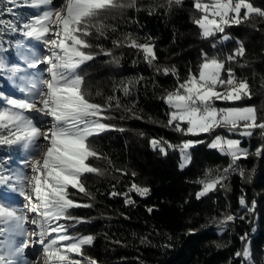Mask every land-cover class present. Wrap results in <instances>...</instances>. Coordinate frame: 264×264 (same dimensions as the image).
<instances>
[{
    "label": "trees",
    "instance_id": "obj_1",
    "mask_svg": "<svg viewBox=\"0 0 264 264\" xmlns=\"http://www.w3.org/2000/svg\"><path fill=\"white\" fill-rule=\"evenodd\" d=\"M249 2L264 10V0ZM135 5L103 13L105 35L93 32L88 38L95 58L81 66L84 91L92 102L102 105L109 96L119 97L121 107L113 101L107 112L112 119L104 122L114 127L91 138L100 158H89L88 163L103 173L82 178L91 197L69 189L71 198L91 205L70 210L86 222H62L69 225L71 234L95 238L84 247V255L98 264H249L236 255L246 247L251 264H264V130L244 137L242 144L248 146L249 155L237 161L235 171L225 173L231 157L209 145L216 135L240 137L239 130L217 128L199 136L175 131L168 125L170 109L162 97L176 88L177 78L158 71L175 68L183 82L189 72H198L204 54L223 60L237 79L247 80L251 97L216 104L254 105L258 122L264 121V18L252 14L240 25L204 39L194 23L201 16L194 0L180 4L135 0ZM224 35L229 39L222 40ZM129 36L154 46L152 64L141 50L127 46ZM114 41H121V46ZM241 43L245 54L227 61ZM125 87H130L128 95ZM153 139L173 145L202 142L190 149L192 162L181 169L180 153L172 149L167 155L161 153L152 147ZM225 175L223 186L218 184L215 191L197 199L202 190L198 181ZM133 183L150 191L147 196L129 193L134 201L129 204L122 194ZM113 192L121 195L113 196ZM241 197L245 205L240 204ZM229 215L235 219L225 222Z\"/></svg>",
    "mask_w": 264,
    "mask_h": 264
},
{
    "label": "snow or ice",
    "instance_id": "obj_2",
    "mask_svg": "<svg viewBox=\"0 0 264 264\" xmlns=\"http://www.w3.org/2000/svg\"><path fill=\"white\" fill-rule=\"evenodd\" d=\"M168 2L180 4L182 0ZM6 3L37 10L23 23V36L46 46L49 54L26 61V67L36 68L46 64L49 78L20 75L25 71L24 68L18 65L7 67L0 59V71L10 73L9 78L18 77L24 82V86L18 89L22 96L5 95L0 91V101L4 102L0 105V146H15L18 151L25 153L21 161L22 169L6 167L0 161V185L7 186L23 197L27 210L22 212L12 203L0 201V264H25L19 257L29 247L27 237L34 238L31 241L34 255L39 260L42 252L44 264H98L84 255V247L92 245L95 238L71 234L69 225L61 221L86 222L71 215L70 210L91 205H82L71 198L69 189H76L91 197L82 178L89 173L103 174L88 163L89 158H100L91 138L114 127L104 121L112 119L107 112L113 107V101L117 108L121 107V103L119 97L115 96H109L104 105L92 102L90 94L83 88L81 66L95 58V54L89 51L93 45L88 38L93 32L99 36L105 35L106 25L101 19L102 14L112 9L135 7V0L129 3L124 0H60L57 4H54V0H6ZM194 8L201 13L194 23L201 29L204 39L224 33L226 27L240 25L252 14L264 18V10L254 7L249 0H194ZM6 11L12 13L13 7H7ZM12 27L15 29V25ZM228 39L227 35L222 37V40ZM126 40L128 47L144 53L149 64L156 60L153 45L140 44L130 36ZM114 43L119 47L122 42ZM104 54L112 55L111 51H105ZM244 54L245 48L241 43L234 54L227 57V61H234ZM158 71L177 78L176 88L162 97L170 109L168 125L174 126L175 131L199 136L211 134L217 128H227L229 132L239 130L240 135L251 137L256 129L264 130V121L258 122L254 106L216 107L217 101L235 102L251 97L247 80L237 79L233 69L225 67V61L204 54L198 72H189L183 82H180L175 68ZM129 91L130 87L123 89L125 95ZM33 111L37 116L43 114L51 118V126L47 131L42 132L41 126H38L41 123L39 120L34 123V118L29 115ZM41 137L48 145L43 151V160L38 158L42 150ZM201 142L186 140L173 145L153 139L151 145L165 155L168 149L178 151L182 158L179 166L183 169L192 162L190 149ZM209 146L231 157V164L224 169L225 173L234 170L233 166L238 167L237 161L249 155L248 150L241 147L240 140L221 135H216ZM256 154L260 155V149ZM7 159L11 161L12 157ZM29 168L31 175L25 171ZM240 174L243 176V170ZM226 178L225 175L198 181L202 190L197 193V199L215 191L218 184L223 186L222 182ZM149 191L147 187L133 183L128 192L122 195L126 203L132 204L134 201L129 193L147 196ZM112 195L121 193L113 192ZM240 204L245 205L243 197L240 198ZM27 212L33 214L30 220L34 226L32 231L26 227L29 223ZM234 219V216L229 215L225 222ZM16 237L25 239L17 243ZM236 255L246 258L251 264L249 248ZM26 264H31V261Z\"/></svg>",
    "mask_w": 264,
    "mask_h": 264
},
{
    "label": "rangeland",
    "instance_id": "obj_3",
    "mask_svg": "<svg viewBox=\"0 0 264 264\" xmlns=\"http://www.w3.org/2000/svg\"><path fill=\"white\" fill-rule=\"evenodd\" d=\"M60 3V0H54V4ZM7 7H13V12L8 13L6 11ZM37 10L32 9L29 7L21 6V7H15L13 5H9L6 3V0H0V21H3L4 23H0V59H2L7 67L12 66H20L22 67V60L24 56H22L23 53L29 52V49L32 51L31 59L35 57H43L47 56L49 53L47 51V47L36 42L33 40H29L28 38L23 36V28L22 25L24 22H26L27 18L35 13ZM15 25V29L12 27ZM29 48V49H28ZM25 71L23 73L29 74V69L32 70L33 76L43 77L44 79L49 78V74L47 72V65L46 64H40L36 68H27L24 66ZM27 69V70H26ZM22 73V74H23ZM10 73L6 71H0V91L4 92L5 95H14V96H22L23 94L18 92L17 84L19 82L18 77H12ZM4 102L0 101V105H3ZM248 106H254V105H217L216 107L220 108H227V107H248ZM39 107V105H38ZM255 107V106H254ZM256 109V107H255ZM34 118V123L39 120L41 123L38 124V126H41L42 132L47 131L48 128L51 126V118L48 116H45L43 114H37L35 111L29 113ZM212 134V133H211ZM210 135V134H209ZM222 136V135H221ZM230 139H238L241 141V147L248 150V146L243 145L242 141L244 137L246 136H225ZM40 140V143H43L44 151L47 149V143L43 141V137ZM249 138V137H247ZM194 141V140H193ZM22 154L17 150L15 146L12 148H8L7 146H0V161H3L5 166H10L13 169H22L23 166L21 165V156ZM11 156L12 160L9 161L7 158ZM39 159L43 160V155H40L38 157ZM182 159V158H181ZM235 171V167H233ZM25 171L28 172L29 175H31V170L26 169ZM0 201H4L6 203H12L15 207L19 208L22 212H26V207L24 206V200L23 197L17 196V193H14L12 189L8 188L7 186L0 185ZM27 215L29 217V223L26 225V227L29 229V231L34 230L32 225L30 224V220L33 216L32 213L27 212ZM62 222V221H61ZM63 223V222H62ZM55 235V234H54ZM16 242L19 243L21 240L25 239L24 237H16ZM29 241V247L24 249L23 254L19 259L21 261H24L25 264L28 261H31V264H44V257L43 253L41 252L39 255V260L34 255V246L31 243V241L34 239L33 237H27L26 238Z\"/></svg>",
    "mask_w": 264,
    "mask_h": 264
},
{
    "label": "built area",
    "instance_id": "obj_4",
    "mask_svg": "<svg viewBox=\"0 0 264 264\" xmlns=\"http://www.w3.org/2000/svg\"><path fill=\"white\" fill-rule=\"evenodd\" d=\"M218 108H220V107H218Z\"/></svg>",
    "mask_w": 264,
    "mask_h": 264
}]
</instances>
